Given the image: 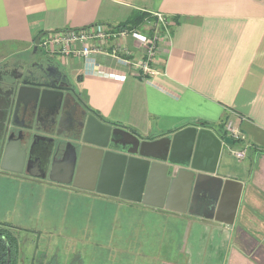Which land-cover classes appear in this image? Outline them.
<instances>
[{
  "label": "crops",
  "instance_id": "1",
  "mask_svg": "<svg viewBox=\"0 0 264 264\" xmlns=\"http://www.w3.org/2000/svg\"><path fill=\"white\" fill-rule=\"evenodd\" d=\"M136 13L172 23L148 81L111 57L94 56V71L82 58H55L91 110L145 140L169 138L172 159H151L143 189L141 163L121 175L118 157L101 170L100 192L89 159L76 187L61 185L52 163L57 181L9 178L10 208L38 228L17 232L48 234L42 264H264V0H0V64L28 57L43 33L128 28ZM137 36L118 42L136 61ZM229 122L246 140L224 146L213 173L204 146L188 161L187 137L174 143L190 127L229 137ZM245 147L237 160L231 152Z\"/></svg>",
  "mask_w": 264,
  "mask_h": 264
},
{
  "label": "water",
  "instance_id": "2",
  "mask_svg": "<svg viewBox=\"0 0 264 264\" xmlns=\"http://www.w3.org/2000/svg\"><path fill=\"white\" fill-rule=\"evenodd\" d=\"M41 34L35 41V48L37 49L41 39L47 34ZM29 89L36 90L38 92V103L43 105L45 102V91L41 92L39 88L31 87H18L14 93V105L12 109H9L7 114V121L5 125V137L15 139L18 136L19 145L18 151L21 153L17 162L18 169H7L3 167V170L11 173L22 174L24 167H30L31 163L35 164V171L30 172L33 178L44 180L48 177L49 181H57L53 178V171L49 172V175L45 174L40 176L38 173L42 171L41 160H33L34 139L33 125L26 127L22 131L17 132L18 126L15 123V119L18 117V106L24 104L26 91ZM25 90V92H24ZM56 94H60V99L49 100L50 104L57 106V112L52 115L51 123L55 128L56 137L51 140L49 149L45 148L44 152L47 154L48 159L55 168L61 165L64 170L63 180L59 182L61 185L69 186L74 185L76 187L75 175L77 170L82 166L84 160L89 159L92 168L93 186L91 191L100 192L99 187L94 185L98 184V179L102 174L101 170L104 169L109 159L118 157L122 159V166L120 169L121 175L128 174L131 164L137 162L141 163L142 185L145 181V177L151 167V159L159 161L172 159L173 155V142L169 138H161L156 141L145 140L141 138L137 133L128 130L126 128L116 126L107 123L103 120L95 111L91 110L87 105L82 111H78L74 114L75 123L68 136L60 134V130L65 122V110L67 98L64 96V90L61 88H55L53 91ZM74 92V91H73ZM30 123L35 122V117H30ZM181 137L186 138V156L188 161L194 156L195 159L198 156L200 147L204 146L208 153L210 152V164L213 166L211 172H214V167L222 155L224 146L234 145V141L229 137H220L213 130L202 129L199 130L196 127L185 128L178 132L174 136V143ZM46 139L45 137H42ZM31 143L27 147L28 143ZM24 145V146H23ZM91 150L93 153L90 156L86 155V151ZM122 153V155L120 154ZM124 153V154H123ZM13 151L10 150V146L7 147L5 152V163H10L12 160ZM170 156V157H169ZM18 158V157H17ZM61 158V162L56 164V159ZM144 158V159H143ZM35 161V162H34ZM172 169V168H170ZM37 172V173H36ZM138 201L139 198L137 199ZM7 264H11V249L8 247Z\"/></svg>",
  "mask_w": 264,
  "mask_h": 264
},
{
  "label": "flooded vegetation",
  "instance_id": "3",
  "mask_svg": "<svg viewBox=\"0 0 264 264\" xmlns=\"http://www.w3.org/2000/svg\"><path fill=\"white\" fill-rule=\"evenodd\" d=\"M18 87L39 88L41 92L45 91V102L43 105L38 103V92H36V90L29 89L30 91H26V102L18 106V117L15 119V123L18 126L16 134L24 128L33 125V135H35V139L32 158L35 161L38 160V158L41 160L42 171L38 173L40 176H43L44 173L49 175L51 162L44 152V149H49L51 140L56 137L57 132H55V128L51 123V117L57 112V106L55 104H50L49 100L60 99L61 96L53 91H55L56 87L61 88L64 90V96L67 98L64 117L65 122L60 130L61 135H69L73 123H75L74 114L78 111H82L86 107V104L81 97L76 94L69 80V76L58 66L56 58L49 57L44 53L40 44L37 49L34 47L28 57L16 58L15 60L0 64V180L9 181V178L12 177L15 179L23 177L30 181L49 182L48 177L44 180H41V178L26 177L27 174L35 171L34 163H31L30 167L26 165L22 174L3 170V167L7 169H18L17 162L21 156L17 148L19 145L18 136L11 140L9 137L4 136L7 114L9 109L15 106L14 93ZM29 116L35 117L34 123H30ZM30 145L31 143L29 142L27 147ZM8 146H10V150L16 151L14 155L16 160L6 164L5 152ZM37 248L38 247L35 245V251L27 258L25 257L26 254H24L23 259H20L21 262L18 261V264H42L43 256H40V253L38 255V251H36Z\"/></svg>",
  "mask_w": 264,
  "mask_h": 264
},
{
  "label": "built area",
  "instance_id": "4",
  "mask_svg": "<svg viewBox=\"0 0 264 264\" xmlns=\"http://www.w3.org/2000/svg\"><path fill=\"white\" fill-rule=\"evenodd\" d=\"M147 31L139 28H107L93 26L82 30H70L47 33L40 42V47L49 57L72 56L88 61L87 67L95 70L97 63L94 56L102 55L113 58L118 64L136 70L139 77L148 81L157 72L152 64L155 62L159 45L164 40H172V23L163 15L151 14V19L145 21ZM130 34L138 35L139 48L143 57L136 61L133 53L124 44ZM228 136L234 142H245L246 136L239 128L229 122L226 125ZM248 147L233 150L231 153L237 160H244Z\"/></svg>",
  "mask_w": 264,
  "mask_h": 264
},
{
  "label": "rangeland",
  "instance_id": "5",
  "mask_svg": "<svg viewBox=\"0 0 264 264\" xmlns=\"http://www.w3.org/2000/svg\"><path fill=\"white\" fill-rule=\"evenodd\" d=\"M13 187L14 185L10 180L9 181L2 179L0 180V223H7L12 225L13 227L16 228L21 227L22 229L25 230L31 228L30 231H34L35 229L37 230L38 229L37 227H33L31 225L22 223L18 212L14 208L13 209L10 208L11 205L12 207L15 206V203L12 200L14 195L8 193L6 189L11 190V188ZM9 194L11 197H9ZM8 199H11L9 203H8ZM11 231L16 236L17 241L19 243L17 260H16L17 264L19 263L18 261H20V259L21 260L23 259L24 254L29 256L31 253L35 251V245L38 247L36 251H38L39 254L45 251L43 247H45V245L47 246L48 244L47 242H49V240L44 238L45 236H48V234L46 233H42V239L40 240L38 239V236L35 237L32 234H25L24 231H21L20 233L17 232L16 229H12Z\"/></svg>",
  "mask_w": 264,
  "mask_h": 264
},
{
  "label": "trees",
  "instance_id": "6",
  "mask_svg": "<svg viewBox=\"0 0 264 264\" xmlns=\"http://www.w3.org/2000/svg\"><path fill=\"white\" fill-rule=\"evenodd\" d=\"M151 19V14L136 13L126 25L122 27L139 28L146 20ZM12 229H16L8 224L0 223V264H7L8 247L11 249V264H17L18 241L12 233ZM19 229H16L18 231ZM17 233V232H16Z\"/></svg>",
  "mask_w": 264,
  "mask_h": 264
}]
</instances>
